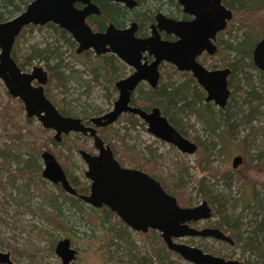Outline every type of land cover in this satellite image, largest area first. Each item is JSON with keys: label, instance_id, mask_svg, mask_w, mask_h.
Instances as JSON below:
<instances>
[{"label": "water", "instance_id": "water-1", "mask_svg": "<svg viewBox=\"0 0 264 264\" xmlns=\"http://www.w3.org/2000/svg\"><path fill=\"white\" fill-rule=\"evenodd\" d=\"M121 4L127 9L136 6L135 0H106ZM182 12L193 17L192 21L179 22L165 18L162 13L155 16V25L146 38H137V24L131 22L123 29L108 24L104 31L95 32L86 23L90 15L100 11L91 0H32L15 17L0 23V81L12 98L18 99L27 118L37 120L40 126L53 132L55 142L69 134H80L92 139L96 154L79 150L78 155L86 171L84 177L90 181L88 195L78 199L95 209L108 208L125 226L134 232H157L166 249L191 264H242L237 260H226L203 252L200 248L178 243L185 238L213 239L233 245V240L218 228L196 229L190 224L211 219L212 210L203 200L195 207H181L174 196L166 193L160 184L147 174L123 168L114 159L108 145L96 134L97 128L112 125L122 113L139 117L147 132L179 152L193 155L197 146L180 135L170 125L158 108L149 112L130 106V96L139 83L145 82L151 88L157 85L161 62L174 65L179 71H191L198 85L206 93L205 102L212 101L224 108L230 91L227 86L228 69L208 72L194 61L202 51L212 54L214 47L210 39L226 27L231 11L222 0H176ZM75 4H80L78 9ZM53 24L71 36L77 44L76 54L91 50L95 56L113 54L118 60L131 67L133 72L116 82L118 97L108 113L90 119L92 126H85L80 119L61 115L45 97L43 86L47 83V72L34 66L30 72H22L11 57L16 37L26 26ZM158 31L177 37L175 42L162 40ZM151 57L150 62L147 58ZM255 67L264 71V37L253 50ZM35 83V84H34ZM43 163L41 177L53 185H59L68 195L77 193L71 187L66 175L49 151L41 153ZM240 157L232 160V168L240 165ZM61 264H71L77 251L70 246V240H59L54 248ZM8 253L0 252V264H11Z\"/></svg>", "mask_w": 264, "mask_h": 264}, {"label": "trees", "instance_id": "trees-1", "mask_svg": "<svg viewBox=\"0 0 264 264\" xmlns=\"http://www.w3.org/2000/svg\"><path fill=\"white\" fill-rule=\"evenodd\" d=\"M98 5L100 15L91 16L88 19V24L95 30H103L106 23H112L116 27H122L127 19H133L139 24V30L151 19L155 0H135L136 6L127 10L124 6L110 3L106 0H92ZM168 11L176 8L173 0H165ZM223 4L235 11L232 23L225 32L220 34L219 43V59L218 62L227 66L231 70L229 86L232 89L229 100L223 110H215L210 104L204 103L202 91L196 86L193 81L182 80L181 83L174 84L168 70H162L160 82L157 87L151 89L147 86L140 85L135 90L131 97L132 105L149 110L153 107H158L162 114L165 115L168 121L182 135L186 136V132L177 123L180 118L189 120L193 117L196 122L201 125L208 144H203L198 139H193L200 149V159L197 162L202 173L212 172L211 159L215 143L218 139L217 130L220 128L221 136L225 139L231 137L232 132L238 126L248 125L257 110L264 106V95L255 92L253 85L250 83L252 73L256 75L258 84L264 91V73L255 69L251 63L250 54L254 44L264 34V0H223ZM21 5L26 7L24 0H0V22L8 20L7 16H12L14 13H20ZM158 8V7H157ZM156 8V9H157ZM48 28L55 33L59 41H64L71 48L70 56L76 60L83 62L84 70H74L73 73H78V78L75 82L81 86L89 87L90 82L99 84V80L107 84L104 90L108 96V87L113 89V80L122 76L121 64L112 55L109 56H93L86 52L82 55H76L75 43L71 37L63 30L53 24H46L43 27L26 26L22 29L19 36L16 38L14 46L11 50V57L16 62L21 71H27L25 67L32 66L34 60H42L43 67L48 72V85L44 89L46 98H48L57 110L63 116L77 117V111L72 104L74 101L69 98L68 83L71 76L64 74V66L62 53L55 45H49L43 49L31 47L27 52L19 54L16 50L18 40L24 35L26 30ZM53 62V63H50ZM88 72L91 75L89 82L82 80V74ZM163 77H166L168 82L162 83ZM240 77L241 81L249 82L247 90L239 89L234 85V81ZM235 85H238L237 83ZM51 89L60 91L61 98L54 100L50 94ZM235 94L240 99L235 102ZM245 105L249 106L248 110H243ZM86 118V116H83ZM33 118H27L23 112V106L18 99L10 97L6 93V101H3L0 106V128L2 137H9L14 141L22 142L24 146L30 150L33 147L35 154H29L27 160H22L18 154H11L7 148H0V190L6 193V187L14 188L16 182L22 181V190H33L41 198L48 200V205L53 209H57L60 213L62 205H70L77 209L81 208V201L73 196L65 194L59 185H54L58 191L57 194L52 192H43L45 181L40 178V167L36 165V154L45 150L54 155L57 161L60 162L65 174L70 179V185L78 194H87L88 184L86 181L77 183L75 177L71 176L67 163L73 164L74 156L79 149L92 151L85 145L84 138L76 135L63 136L62 141L57 144L53 139V135L49 134L48 130L43 129L39 124L34 123ZM123 129L125 132L134 130L138 125V119L130 114L123 117ZM119 124V123H118ZM143 126V124L140 123ZM144 127V126H143ZM13 132L10 134V132ZM264 136L263 132H260ZM10 134V135H9ZM102 140L110 146L114 157L121 165L130 166L148 172L153 176L164 188V190L175 196L177 192L186 191V182L190 177L189 166L185 162H172L170 169L163 171V158L156 154L155 150L146 148L144 153H139L131 146L124 143V135H120L114 128H107L100 131ZM49 145L54 149L50 150ZM260 159V155H256ZM62 161V162H61ZM15 163V167H12ZM66 166V167H65ZM152 169V170H151ZM159 172L164 173L167 183H165ZM162 177V178H161ZM224 182H228V176H224ZM168 184V185H167ZM196 191L198 195L205 199L212 208V218L216 215L218 220L206 223V226L218 228L234 241V246L241 249L242 252H250L260 257L264 264V202L252 194L254 207L256 212H251L252 219L248 220L246 226H242V214H235V208L239 206L238 200L230 205L231 209L226 206V202L211 198V193H208L205 187V178L201 177L196 181ZM191 194V193H188ZM177 198V197H175ZM177 203L181 207H189L191 200H186L182 204L178 199ZM248 209L247 205L241 207V211ZM102 222L109 224L113 239L130 246L128 236L125 234L127 227L115 216L113 212L107 208H101ZM254 216V218H253ZM111 219L114 221L111 222ZM59 225V224H55ZM58 228V227H57ZM146 239H151L149 247L151 250L150 258H141L142 264H152L154 259L156 264H165L161 258L160 249L155 243V232L149 231ZM157 235V233H156ZM151 236V237H150ZM153 237V238H152ZM203 240V239H202ZM155 241V242H154ZM203 252L214 254V251L203 244ZM168 253V252H167ZM12 255V254H11ZM166 261V260H165ZM244 264H249L244 262Z\"/></svg>", "mask_w": 264, "mask_h": 264}, {"label": "rangeland", "instance_id": "rangeland-1", "mask_svg": "<svg viewBox=\"0 0 264 264\" xmlns=\"http://www.w3.org/2000/svg\"><path fill=\"white\" fill-rule=\"evenodd\" d=\"M24 2L28 4L30 0H24ZM155 6L158 8H153L152 13H166L168 11L165 0H155ZM20 7L24 9L23 5ZM17 14L14 13L6 18L11 19ZM262 18L264 19V15ZM128 23L126 22V25ZM145 33L149 35L148 28H146ZM49 45L57 46L62 53L64 74L71 76L68 83V95L74 101L72 106L77 113L97 116L111 110L113 99L117 97V93H114L108 87L109 97H107L104 87L108 85H104L101 80H99V84L90 82L88 88L84 85L79 86L74 80L78 78V73L72 71L82 70L81 65L78 60L70 56L71 48L63 40L59 41L50 29L35 28L34 30H26L18 40L16 50L19 54H22L31 47L43 49ZM43 64L42 60H34L32 66L25 67V69L30 72L34 65L41 67ZM128 74L129 70L127 69L124 77ZM81 78L86 83L92 80L88 72H84ZM182 80L181 77H174L172 82L178 84ZM161 82L165 83L168 80L163 77ZM236 83L238 85H235ZM250 83L253 85L255 92L264 95V91L259 86L257 77L253 73ZM248 84L249 82L241 81L238 77L233 86L247 90L250 88ZM6 93L5 87L0 81V106L3 101H6ZM50 94L54 100L61 98L59 90L51 89ZM234 97L236 103L240 101L236 94ZM248 107V105H245L243 110L247 111ZM34 123L38 124L37 120ZM177 123L186 132L190 141L198 139L201 143L208 144L206 134L193 117H190L188 121L180 118ZM113 128L120 135H124L126 145L131 146L139 153H144L148 146L156 150V154L161 155L163 158V171L167 168L170 169L172 162H185L189 166L190 177L186 182V191L181 190L174 196L181 204L186 200L189 201L190 198L191 205L189 207H195L205 200L196 191V181L201 177L205 178V187L208 193H211V198L226 202L229 209H231L229 206L235 200H238L239 206L235 208V214H242L240 218L242 226H246L247 221L252 219L251 212H256L255 209H251L254 207L252 194L255 193L256 197L264 202V136L260 133H264V106L257 110V114L253 116L248 125L235 128L228 139L220 135V128L217 130L218 139L214 142L215 148L211 157L213 160L212 172L209 175L208 173H202L197 164L200 159V149L194 155H182L175 148L159 142L147 134L145 127L140 123L134 130L125 132L123 123L119 120V124L115 123ZM12 133L11 131L10 134ZM49 134L53 135V132L49 131ZM1 135L2 130L0 128V137ZM9 137L0 138V148H7L11 154H18L22 160H27L29 154L36 153L31 151L33 150L32 146L29 150L22 142L14 141L12 143ZM83 140L87 146L91 145L90 139L84 138ZM48 147L50 150L54 149L51 145ZM41 151L36 154V165L40 167V171L43 167L40 158ZM256 155H260V159L256 158ZM237 156L240 157L241 163L233 169L231 166L232 160ZM15 165V163H12V167H15ZM66 165L79 182L85 181L83 175L86 166L77 153L71 167L68 163ZM159 175L164 177L161 178L167 183L168 180L166 181L164 173L159 172ZM223 175L228 176L227 183L224 182ZM21 185H23V182L18 181L14 188L7 186L6 193L0 190V252H10L16 264H61L60 259L55 255L54 248L56 243L63 238H68L72 247L78 251V255L71 264H142V257H151L148 243L151 239H146L149 232L144 234L127 228L125 234L128 236L130 246H126L117 239H113L110 231H108L109 224L102 222L100 209L95 210L81 202V208L79 209L70 205H62L59 213L57 209L55 210L48 205L47 199L41 198L31 189L28 191L22 190ZM43 187L45 188L42 189L43 192L58 193L54 185L47 181H45ZM244 205H247L248 209L241 211V207ZM217 220L218 216L216 215L208 221L195 223L193 227L201 229L209 221L214 222ZM112 221L114 220L111 219ZM156 233L153 236L156 241L154 242L160 249L161 258L164 259L165 264H191L168 251L159 234L156 235ZM177 242L201 250L203 244H205L214 251L213 256L222 257L226 260H237L242 264L244 262L262 264L260 257L256 254L242 252L237 246H230L227 243L216 242L212 239L185 238L177 240ZM152 264H156L154 259Z\"/></svg>", "mask_w": 264, "mask_h": 264}, {"label": "flooded vegetation", "instance_id": "flooded-vegetation-1", "mask_svg": "<svg viewBox=\"0 0 264 264\" xmlns=\"http://www.w3.org/2000/svg\"><path fill=\"white\" fill-rule=\"evenodd\" d=\"M32 0H30V2H31ZM29 2V3H30ZM91 2H92V0H91ZM173 2L175 3V5H176V8H174V10H172V11H167L166 13H162V15L165 17V18H167V19H169V20H173V21H179V22H189V21H192V19H193V17H191V16H189V15H187V14H184L183 12H182V9H181V7L178 5V3L176 2V0H173ZM28 3V4H29ZM93 3V2H92ZM111 3V2H110ZM27 4V5H28ZM94 5H96L95 3H93ZM116 4V3H115ZM222 4H223V0H222ZM26 5V6H27ZM119 5H121V4H119ZM75 6L78 8V9H80V8H82V6L80 5V4H75ZM97 7H98V5H96ZM121 6H123V5H121ZM223 6L226 8V9H228V10H230L231 11V19L230 20H228L227 21V23H226V27L222 30V31H218V32H216L215 33V35H214V37H213V39H210V42H211V44H212V46L214 47V51H213V53L212 54H209V53H207L206 51H202L199 55H197L195 58H194V61L197 63V64H199L201 67H203L206 71H208V72H214V71H219V70H224V69H228L230 72H229V74H228V76H227V86H228V89H229V91H230V93L232 92V89H231V87L229 86V80H230V76H231V70H230V68L229 67H227V66H224V65H222L221 63H219L218 62V59H219V43H220V34L221 33H223V32H225L226 31V29H228V27L230 26V25H232V23H236L234 20H233V18H234V13H235V11H233L232 9H230V8H228L226 5H224L223 4ZM26 8V7H25ZM24 8V9H25ZM126 8V7H125ZM23 9V10H24ZM98 9H99V7H98ZM127 9V8H126ZM22 10V11H23ZM127 10H129V9H127ZM21 11V12H22ZM100 11V10H99ZM20 12V13H21ZM157 13H160V12H155V13H153L152 14V16H151V19L145 24V26H143L140 30H139V24H138V22H136L135 20H133V19H127V21L126 22H129L128 23V25H126V22H125V24L122 26V27H116L115 25V27L116 28H119V29H123V28H126L127 26H129V24L131 23V22H135L136 24H137V30H136V32H135V36L137 37V38H146V37H148L150 34H151V26L152 25H155L156 23H155V16H156V14ZM19 14V13H18ZM100 15V14H99ZM91 16H98V15H90L89 17H91ZM15 17V16H14ZM89 17H87L86 18V23H87V25L93 30V31H95V32H102V31H104L105 30V28L107 27V25L108 24H110V23H106V26H105V28L103 29V30H95L94 28H92V26H90L89 24H88V19H89ZM13 18V17H12ZM11 18V19H12ZM8 20H10V19H8ZM7 21V20H6ZM5 22V21H4ZM1 23V22H0ZM48 24H50V23H48ZM112 24V23H111ZM29 26H31V25H29ZM45 26V25H44ZM33 27H43V26H33ZM146 28H148L149 29V35H147L146 33H145V30H146ZM22 31V30H21ZM21 33V32H20ZM158 34L160 35V38L162 39V40H165V41H168V42H175L176 40H177V37L176 36H174V35H172V34H167L166 32H164V31H158ZM69 35V34H68ZM19 36V35H18ZM17 36V37H18ZM70 36V35H69ZM16 37V38H17ZM71 37V36H70ZM264 37V34L261 36V38L254 44V46L252 47V49H251V54H250V59H251V63H252V65L255 67V65H254V63H253V50H254V48H255V45L262 39ZM16 40V39H15ZM71 40L73 41V39L71 38ZM74 42V41H73ZM15 43V42H14ZM75 43V42H74ZM13 46H14V44H13ZM13 48V47H12ZM76 48H77V44L75 43V53H76ZM86 52H89V53H91V55H93V56H95L94 55V53L91 51V50H87V51H84V52H82V53H80V54H77V55H82V54H84V53H86ZM109 55H112V56H114L113 54H111V53H106V54H104V55H102V56H109ZM97 57H100V56H97ZM115 57V56H114ZM116 58V57H115ZM116 60L121 64V69H122V76L121 77H119V78H117V79H115V80H113V88H114V90L112 89V91L114 92V93H117V97H118V90H117V88H116V86H115V84H116V82L117 81H119V80H121V79H124V78H126L127 76H129L132 72H133V69L131 68V67H129V66H127V65H125L123 62H121L120 60H118L117 58H116ZM152 60V58L151 57H148L147 58V61L148 62H150ZM78 62H79V64L81 65V67H82V70H84V68H85V66H83V62H81V61H79L78 60ZM16 63V62H15ZM33 64V63H32ZM18 66V65H17ZM35 66V65H34ZM41 67L44 69V67H43V65H41ZM129 70V74L128 75H126L125 77H124V75H125V72H126V70ZM164 69H166V70H168V72H169V75H170V77H172L171 79H173L174 77H181V78H183V80H185V81H193L195 84H196V86L202 91V94H203V97H204V103H206V104H210L213 108L214 107H216V108H214V109H216V110H223L224 108H219V107H217V106H215L214 104H213V102L212 101H210V102H205V98H206V93H205V91L203 90V88L202 87H200L199 85H198V83H197V81H196V79L193 77V74H192V72L191 71H179L174 65H172L171 63H167V62H161L160 64H159V66H158V73H159V77H158V81H157V85L155 86V87H157L158 86V84H159V82H160V79H161V75H162V70H164ZM255 69L257 70V71H259V72H261V73H264V71H261V70H259V69H257L256 67H255ZM45 70V69H44ZM31 71V70H30ZM46 71V70H45ZM22 72H24V71H22ZM25 72H27V71H25ZM47 72V71H46ZM35 84V83H34ZM48 85V72H47V83L43 86V89H45V87ZM140 85H144V86H147V87H149V88H151L148 84H146L145 82H143V83H139L137 86H136V88L133 90V92L131 93V96H130V106H132V107H135V108H138V109H141V110H143L142 108H139V107H136V106H134V105H132V103H131V97H132V95L134 94V92H135V90L137 89V87H139ZM154 87V88H155ZM154 88H151V89H154ZM8 94V93H7ZM9 95V94H8ZM44 95H45V93H44ZM11 97V96H10ZM46 97V96H45ZM107 97H109V95L107 96ZM117 97L115 98V99H113V104H114V102L116 101V99H117ZM229 97H230V95H229ZM48 99V98H47ZM49 100V99H48ZM228 100H229V98H228ZM228 100H227V102H228ZM50 101V100H49ZM51 102V101H50ZM227 102H226V104H227ZM52 103V102H51ZM53 104V103H52ZM53 106H54V104H53ZM226 106V105H225ZM55 107V106H54ZM56 108V107H55ZM112 108H113V105H112ZM112 108H111V110H112ZM153 108H158V107H153ZM153 108H150L149 110H143V111H145V112H149L151 109H153ZM57 109V108H56ZM159 109V108H158ZM111 110H109V111H111ZM58 111V110H57ZM108 111V112H109ZM159 111H160V114L163 116V117H165L166 119H167V117L165 116V115H163L162 114V112H161V110L159 109ZM23 112H24V109H23ZM59 112V111H58ZM108 112H106V113H108ZM60 113V112H59ZM106 113H104V114H106ZM61 114V113H60ZM78 114V113H77ZM104 114H101V115H97V116H90V115H87V114H83V113H79L78 114V116L77 117H73V118H78V119H80L81 120V122L85 125V126H92L91 125V123H90V119L91 118H93V117H99V116H102V115H104ZM127 114H130V113H122L121 115H120V117L112 124V125H109V126H107V127H104V128H97L96 129V134L98 135V137L102 140V138L100 137V131L101 130H104V129H107V128H113V125L115 124V123H119V120H123V117L125 116V115H127ZM62 115V114H61ZM130 115H132V116H134V117H136L137 119H138V122L139 123H141V124H143V126L145 127V130H146V132H147V125L139 118V117H137V116H135V115H133V114H130ZM83 116H86V118H84ZM67 117H71V116H67ZM167 121H168V119H167ZM169 122V121H168ZM170 123V122H169ZM39 124V123H38ZM40 125V124H39ZM170 125L172 126V127H174L171 123H170ZM177 131V130H176ZM178 132V131H177ZM179 133V132H178ZM147 134H149L148 132H147ZM180 134V133H179ZM69 135H76V136H78V137H83V138H88V139H90L91 140V145L90 146H87L86 145V143H85V145L87 146V148L88 149H90V148H92V151H86V150H84V149H79V150H84V151H86V152H88L89 154H91V155H94V154H96V150L94 149V147H93V142H92V139L90 138V137H88V136H82V135H80V134H69ZM150 136H152L151 134H149ZM181 135V134H180ZM65 136H68V135H65ZM187 136V135H186ZM155 140H157V141H159V142H162V143H165V142H163V141H161V140H159V139H156L154 136H152ZM184 138H186V139H188V137H185V136H183ZM62 138H63V136L61 137V141H62ZM189 140V139H188ZM60 141V142H61ZM103 141V140H102ZM190 141V140H189ZM60 142H55V143H57V144H59ZM191 142H193L196 146H197V151H198V149H199V147H198V145H197V143L196 142H194V140H192ZM103 143H104V145H108V144H106L104 141H103ZM165 144H167V143H165ZM167 145H169V144H167ZM109 146V145H108ZM171 146V145H170ZM110 147V146H109ZM171 147H173V146H171ZM173 148H175V147H173ZM111 149V148H110ZM152 149V148H151ZM176 149V148H175ZM78 150V151H79ZM177 150V149H176ZM111 151H112V149H111ZM178 151V150H177ZM197 151L194 153V154H196L197 153ZM155 152L157 153V151L155 150ZM179 152V151H178ZM180 154H182V155H187V154H183V153H181V152H179ZM77 154H78V152H77ZM112 154H113V152H112ZM193 154V155H194ZM53 155V154H52ZM54 156V155H53ZM79 156V155H78ZM159 156H161V155H159ZM188 156H190V155H188ZM113 157H114V155H113ZM80 158V157H79ZM56 159V158H55ZM114 159L118 162V160L114 157ZM59 163V162H58ZM119 163V162H118ZM43 164V163H42ZM60 164V163H59ZM61 165V164H60ZM119 165L121 166V167H123V168H129V169H135V170H138V171H141V172H143V173H145V174H147L148 176H150V177H152L154 180H156L153 176H151L150 174H148V172H146V171H142V170H140V169H136V168H132V167H130V166H125V165H121L120 163H119ZM62 167V166H61ZM43 168V167H42ZM63 169V168H62ZM70 170V169H69ZM152 170V169H151ZM64 171V170H63ZM86 171V170H85ZM84 171V172H85ZM65 173V172H64ZM157 174H159V173H157ZM66 175V174H65ZM71 176L72 177H74L72 174H71ZM84 176V175H83ZM40 178L43 180V181H46V180H44L42 177H41V172H40ZM66 178L68 179L69 177H67L66 176ZM76 178V177H75ZM77 180V179H76ZM84 180L87 182V184H88V191H87V194H78L77 192V194L75 195V196H73V197H76V198H78V195H88V193H89V185H90V181L89 180H87L85 177H84ZM70 181V179L68 180V182ZM157 181V180H156ZM48 182V181H47ZM84 181H82V182H79L78 180H77V183H83ZM158 182V181H157ZM50 183V182H49ZM159 183V182H158ZM70 184V183H69ZM160 184V183H159ZM53 185V184H52ZM160 186H161V184H160ZM72 187V186H71ZM162 187V186H161ZM73 188V187H72ZM163 188V187H162ZM74 189V188H73ZM163 190H164V188H163ZM76 191V190H75ZM165 191V190H164ZM166 192V191H165ZM167 193V192H166ZM66 194V193H65ZM71 196V195H70ZM81 201V200H80ZM82 202V201H81ZM83 203V202H82ZM208 203V202H207ZM87 205V204H86ZM179 205V204H178ZM208 205H209V207L211 208V206H210V204L208 203ZM89 206V205H88ZM91 207V206H90ZM91 208H93V207H91ZM101 208H106V207H101ZM101 208H99V209H101ZM93 209H95V208H93ZM99 209H95V210H99ZM108 209V208H107ZM109 210V209H108ZM211 210H212V208H211ZM116 216V215H115ZM117 217V216H116ZM211 218H212V216H211ZM121 221V220H120ZM208 221V220H207ZM122 222V221H121ZM123 223V222H122ZM124 224V223H123ZM124 226H125V224H124ZM194 226V225H193ZM192 226V227H193ZM127 227V226H126ZM204 227H209V226H204ZM128 228V227H127ZM211 228H213V227H211ZM129 229V228H128ZM131 230V229H130ZM222 231V230H221ZM149 232V231H148ZM151 232H153V231H151ZM224 234H226V233H224ZM230 237V236H229ZM213 240V239H212ZM215 241V240H214ZM216 242H220V241H216ZM221 243H225V242H221ZM226 244V243H225ZM233 244H234V241H233ZM70 246L72 247V245H71V241H70ZM73 248V247H72ZM76 250V249H75ZM77 251V250H76ZM8 254H9V258H10V260H11V264H16L15 262H14V260H13V256L11 255V253L10 252H7ZM78 255V251H77V254L75 255V258H76V256ZM75 260V259H74Z\"/></svg>", "mask_w": 264, "mask_h": 264}]
</instances>
